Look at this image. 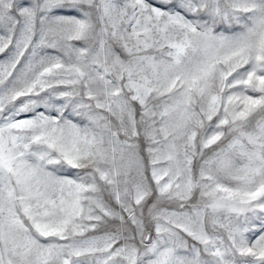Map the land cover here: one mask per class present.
<instances>
[{
  "label": "snow or ice",
  "instance_id": "1",
  "mask_svg": "<svg viewBox=\"0 0 264 264\" xmlns=\"http://www.w3.org/2000/svg\"><path fill=\"white\" fill-rule=\"evenodd\" d=\"M0 264H264V0H0Z\"/></svg>",
  "mask_w": 264,
  "mask_h": 264
}]
</instances>
